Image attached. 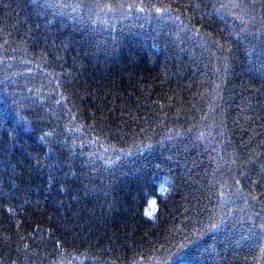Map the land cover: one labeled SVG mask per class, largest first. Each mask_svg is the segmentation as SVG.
<instances>
[{
    "label": "snow or ice",
    "instance_id": "snow-or-ice-1",
    "mask_svg": "<svg viewBox=\"0 0 264 264\" xmlns=\"http://www.w3.org/2000/svg\"><path fill=\"white\" fill-rule=\"evenodd\" d=\"M29 5L39 23L28 30L27 38L13 39L6 17H0V214L6 213L7 221H0V264H191V248L219 234L229 248L247 245L260 264L264 0H29ZM130 19L162 25L149 37L154 42L163 36L168 38L166 44L191 43L209 54L208 72L197 85L206 90L194 93L207 111L193 104L177 128L179 115L169 121L164 109L173 111L178 104L183 108V103L168 96L172 103L161 104L152 99L154 88L140 87L139 81L122 98L97 83L104 96L96 95L88 103L86 98L94 92L80 82L76 57L69 65L65 53L79 44L81 49L95 46L110 54L109 43L113 50L118 43L112 35L115 22ZM12 27L18 32L17 25ZM102 32L110 41L98 38ZM240 55L247 58L253 75L233 107L224 93ZM111 96L122 99L117 106L120 118L129 117L123 127L107 114L116 110L107 107L104 97ZM133 111L138 115H131ZM6 123L13 124L11 130L4 127ZM178 138L200 149L195 155L201 158L169 183L174 192L186 191L180 216L163 215L157 201L151 200L143 215L154 231H145L138 239L123 238L118 244L110 240L111 246L102 248L92 219L84 220L81 202L113 196L117 171L127 175L122 172L126 163L176 146ZM205 157L203 178L197 173L190 182ZM40 177H46L45 183H37ZM37 192L45 195L34 199ZM41 199L48 201L47 208ZM205 251L206 260L217 264L220 254L215 246Z\"/></svg>",
    "mask_w": 264,
    "mask_h": 264
},
{
    "label": "trees",
    "instance_id": "trees-1",
    "mask_svg": "<svg viewBox=\"0 0 264 264\" xmlns=\"http://www.w3.org/2000/svg\"><path fill=\"white\" fill-rule=\"evenodd\" d=\"M0 17H6L13 39H19L20 36L27 38L28 30H34L36 23H39L30 8L29 0H0ZM115 23L117 28L112 35L117 37L118 43L114 50L113 45L109 43L110 54H105L102 49L95 46L90 49H81L79 44H73L65 53L69 65L72 63V58L76 57L77 67L82 73L80 82L87 85L88 91L94 92L91 98H86L88 103L96 99V95L104 96L103 92L97 90V83L111 87L122 98L132 93L134 91L133 84L139 81L140 87L150 90L154 88L152 99H160L161 104L172 103L167 99L168 96L183 103V108L178 104L173 111L164 109L168 112L169 121L177 114L179 115V120L176 122L177 128L184 122L188 115L187 109L193 104L197 108L207 111V107L200 97L194 95L197 91L206 90L197 88L200 80L204 79L203 74L208 72L205 65L208 64L209 54L206 51L194 47L191 43L166 44L164 41L168 38L163 36L158 37L154 42L149 37L155 35V32L161 31L163 27L155 22L130 19ZM141 24L143 27H140ZM12 25L18 26V32L17 28ZM169 30H171V26H169ZM98 38L109 41L111 39L107 33L103 32L98 34ZM171 39H175V36L173 35ZM154 43L159 46H154ZM252 75L249 71L247 58L240 55L234 65L231 82L228 85L229 90L224 93L228 105L234 107L235 104L240 103V93L243 92L245 84L252 79ZM9 91L11 92L12 89L10 88ZM81 94L83 95V91ZM104 98L108 101V108L116 109L107 114L116 121V126L123 127L124 120L129 117L126 114L122 119L120 118L117 106L122 104V99L115 96ZM96 102L100 103L99 100ZM6 103L10 105L11 100ZM131 115L136 116L138 112L133 111ZM169 126H172L171 123ZM4 127L11 130L13 124L6 123ZM131 128L135 129L136 124H132ZM157 131L160 130L157 129ZM161 134L163 133L161 132ZM189 151L193 154L189 155ZM198 151L200 149H192L190 143H181L178 138L176 146L170 145L163 150L149 154L146 159H138L135 163H126L122 172H126L127 175H122L121 171H117L118 180L113 196L106 200L103 197L95 199L89 197L88 200L82 201L84 220L87 222L90 218L92 219V224L99 233L101 247H110V240L118 244L122 242L123 238L138 239L145 231H154L155 228L149 218L143 215L148 211L151 200L157 201V206L163 210V215L167 216L169 212H175L179 217L183 211V208L180 207L183 203L182 196L186 194V191L176 190L174 192L169 188V183L176 176L186 173L189 167H194L193 160L199 163L201 158L195 155ZM167 157H171V160ZM207 163V158H203V163L200 164V167L194 168L192 176L189 177L190 182L196 178L197 173L201 174V179L203 178L202 171ZM157 164L160 165L159 168L156 167ZM166 179L168 183L165 182ZM45 181L46 177H40L37 183H45ZM161 188L165 190L161 191ZM74 194L70 193L69 195ZM44 195L43 192H37L33 198L36 199ZM48 195L55 196V193ZM55 198L68 200V196L64 195L55 196ZM165 204H167V210H164ZM41 205L47 208L48 201L41 199ZM4 215L6 213L0 214V221L7 223L6 220H3ZM37 215L39 216V213ZM237 235L239 234L237 233ZM92 239L95 242L97 237L94 235ZM224 239L223 234L217 235L215 240L211 236L205 237L206 243L201 241L198 247L191 248L188 260L191 264H205V261L206 264H212L211 260H206L208 252L205 249L211 251L212 246H215L216 251L220 254L217 264H257L252 259L253 253L249 252L247 245L243 248H229L223 242ZM85 264H89V262H85ZM260 264H264V259L260 261Z\"/></svg>",
    "mask_w": 264,
    "mask_h": 264
},
{
    "label": "rangeland",
    "instance_id": "rangeland-1",
    "mask_svg": "<svg viewBox=\"0 0 264 264\" xmlns=\"http://www.w3.org/2000/svg\"><path fill=\"white\" fill-rule=\"evenodd\" d=\"M149 210V209H148Z\"/></svg>",
    "mask_w": 264,
    "mask_h": 264
}]
</instances>
